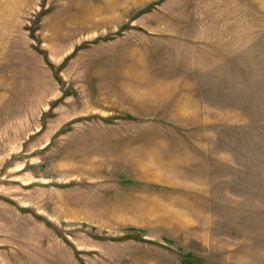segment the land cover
I'll list each match as a JSON object with an SVG mask.
<instances>
[{
    "label": "rangeland",
    "instance_id": "rangeland-1",
    "mask_svg": "<svg viewBox=\"0 0 264 264\" xmlns=\"http://www.w3.org/2000/svg\"><path fill=\"white\" fill-rule=\"evenodd\" d=\"M0 264H264V0H0Z\"/></svg>",
    "mask_w": 264,
    "mask_h": 264
},
{
    "label": "crops",
    "instance_id": "crops-1",
    "mask_svg": "<svg viewBox=\"0 0 264 264\" xmlns=\"http://www.w3.org/2000/svg\"><path fill=\"white\" fill-rule=\"evenodd\" d=\"M133 0H125V2H129V3H131Z\"/></svg>",
    "mask_w": 264,
    "mask_h": 264
}]
</instances>
